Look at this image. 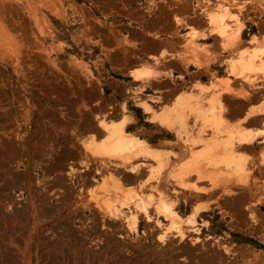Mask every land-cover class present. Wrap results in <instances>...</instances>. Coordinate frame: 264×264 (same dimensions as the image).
Returning <instances> with one entry per match:
<instances>
[{
  "label": "rangeland",
  "instance_id": "1",
  "mask_svg": "<svg viewBox=\"0 0 264 264\" xmlns=\"http://www.w3.org/2000/svg\"><path fill=\"white\" fill-rule=\"evenodd\" d=\"M257 1V4L261 8H264V0ZM224 5H226L230 11L229 14L225 16L227 27L229 29L233 27L237 28L238 26L242 27V21L240 19V16L238 14H235L233 11L243 10L244 8H247V1L244 0H0V222L3 223L1 219V214H4L6 216V226H12L10 227V229H4L5 231L3 230L2 233L7 239L4 243L5 246H7V251L9 252V254L13 256L17 254L16 260L14 259L16 264H39V257L37 256L41 255V249L45 248L44 250H46V246H49L48 248L52 247V243H49V245L48 241L50 239L51 241L49 242H52V239L55 237V233L53 232V224L57 222L58 219L60 224L64 221V217L69 218L70 216L69 220L68 218H65V220L69 222H73V220H76L74 225L78 226L77 219L79 218L80 213L78 214V212H75V214L73 215V213L71 212L73 207L83 208V205H77L78 201L76 204L73 205H64V208L61 207L60 211L57 210L56 212H43L44 216L41 219L35 221L31 220L29 214L32 213V210L36 214L41 212H39L38 209L35 208V205L33 206L32 210L30 207L29 209L27 207L25 211L23 206L28 205L33 200L32 191H37L36 193H38L37 195H39L38 197L41 199H47L48 197L49 204L58 203L60 199L58 196L59 190L61 193L63 192V189L59 188H50L52 190L46 189V187L49 188V186L47 185L50 184L49 181L51 182V178L53 177L54 180V178L59 176L57 175L59 174V171H55V174L50 171H48L47 173L46 168H50L53 164H55L56 160H58L60 154L59 152H61V148H59V140L65 138V135L62 136L64 131H59V118L69 119L72 116L71 101H73L74 99H78L79 95L81 98L84 97L83 99H85L87 98L88 94H94L93 90L95 89H93L92 87L94 86V76L89 65V58L93 57L94 52L99 50L101 42L100 38H102L104 35V20L106 19L103 14L104 8H113L114 12H119L120 8H141L149 13H152L155 8H193L196 13L205 14L206 19H208V21L213 24L212 31L220 36L219 32L216 30V28H214L216 27V23L211 20V15L215 14L216 11L225 7ZM176 20L181 21V19L179 18H176ZM197 36H199L198 31L194 28H191V32L188 33V40L190 39V41H188V45L193 53L199 49V46L194 42V38H196ZM221 38L223 37L221 36ZM253 42L256 43L253 52L258 53L257 56H255V60L257 62L256 64L260 63L262 65H256L254 69L245 70L247 72H244V74L259 72L264 74V39L262 41V44H258L259 40L255 36ZM233 43L225 40L222 42V48L225 50V52L227 50L231 52L230 50L232 48ZM202 50L206 52L210 57L209 50H207L206 48H203ZM246 52L248 51L246 50ZM228 61L231 63V58H229ZM141 71L137 72V76H147ZM239 74L244 75L243 72ZM243 78L250 85H256L259 80L257 76H243ZM261 79L264 81V75ZM229 83L230 88L228 91H225L222 86L211 87L205 85V88H203L202 90L200 89V92L198 94L193 95V102L200 103L203 101L207 107H204L203 105L199 104L189 109L190 111L195 112L198 118H200L202 122L201 133H204L205 130L210 129L212 131V134L209 137L202 136L203 139L197 142L195 140H190L189 142L192 145H200L201 143H203L201 144V146L204 147V145H206L209 141H215L216 145H220V149L217 148V151L219 152L221 151V149L223 150L222 152L228 150L232 151L233 149V151H235V155L241 157L244 156L245 161L243 162V165L245 167L242 165V167L239 168V166L235 164H233L235 166H227L223 161L220 162L217 166L208 165L205 160L200 159V162L201 160H203L202 164L200 165L202 167H205V171L209 170L206 174L207 176L204 175L205 178L204 176L201 177L203 181L201 179L200 181L198 177L196 181L191 182L189 181L191 178H196V176H198H193L195 172H192V176L190 174L191 177L188 176L189 178H185L187 180L184 181L187 183V185H189V187L191 185L194 190L203 191L204 194L202 196H196L197 201L194 204L191 203L187 208L182 207V209L179 210L180 215L186 217L188 213L191 212V210H194V208H197L202 205H207L208 209H206L207 211L196 216V221L193 222L194 225L196 224L195 226H184L187 232H190H188L189 235L191 234L193 236H198V242L195 241V243H198L197 245H199L200 247L196 246V244H192L195 247H192L193 253H184V256H181L180 254L178 255V253H172L174 255L172 257L174 259L178 258L182 264H214L215 262H221L218 264H264V163L261 162V157L264 154V147L260 148V151L259 153H257V157L253 162V167L255 166L256 168L254 172L252 167H247V157L245 155H238L234 148L235 142H247V140L245 139L248 138H250L249 141H252L253 139L258 138L260 135H263L261 138V140L263 141H256V144L264 142V122L260 125V127L262 128L256 131L244 130L241 127L234 128L227 125V123L222 117L223 108L220 104L222 102V93L230 92L234 95H242V93H245L249 95L246 90L235 91L231 87L230 80ZM89 90H91L90 93H88ZM181 105L183 104L178 103L177 108H174L173 111L178 108H181L180 111H184V109L182 108L183 106ZM85 107L86 105L83 103V101H81V108L76 109L75 111V114H77L78 112L80 113L79 117L81 122H83V118H85L84 112L88 110ZM252 110L264 113V100L260 106L251 109V111ZM211 113H215V115H211ZM103 124H105L104 121L101 122V125L104 128ZM238 130H240V133H245L243 136L247 137L242 140H239L241 136L240 134L238 135ZM182 131L185 133L187 132L182 128V125L179 123V133H182ZM197 136H201V134ZM214 138H216L217 140ZM92 140H95L93 136H85L80 139L79 145L81 146L80 151L83 154V162L80 161L79 166H76V168L74 167L76 173L71 172L69 175H66L64 173L66 179L68 180H66V182L71 181V183H75L73 184V195H76L78 193L77 191H79L80 185L85 186L83 181L91 180L94 185L91 186L93 188H90L89 190L93 189L94 192L88 190V193L93 194V196L89 195L92 196L90 197L91 199L93 197L95 198V200H93L94 198L92 199L93 202L98 200L104 203L107 198L110 199L113 195L115 196V198L117 196V199L119 197V199L121 200L124 197V195H121L120 198L121 192H125L131 189H140V185L142 183L146 181H151L150 177H147L144 182H141L139 185H135L136 179L130 181L131 183L127 179L125 181V178H122V176L120 175L121 173L119 174V170L116 171L120 175L117 177L116 175L118 174H114L113 172H115L114 169L120 167L117 166V161L108 157H104L108 161L109 159L111 160V162L108 163L109 165L105 164L106 167H104V164L102 165L103 167L99 166L98 164V166H90L88 164V166L90 167L85 168L86 170H81L86 171L87 173H78L77 171L80 170L81 166L84 168L83 165L88 162L86 157L94 153L86 147V143L91 142ZM8 145L9 147H11L12 145V149L9 148ZM8 149H10V151ZM191 152L196 154L200 152V150L196 151L195 149H193L191 150ZM99 158L101 161V157ZM138 158L139 160H142L143 158H147V156H142V159L141 157ZM138 158L136 160H138ZM81 163L84 164L82 165ZM149 167L151 170L150 173H152L154 169L152 164H145L144 166V168ZM215 167H217V169ZM6 168H10L9 170L12 173H15L11 174L9 170L6 171ZM179 169L180 163L177 164L174 169L172 168L173 173L178 174L177 171H179ZM17 170H21L19 174ZM71 170H74L73 167L71 168ZM87 170H90V174ZM111 170H113V172ZM95 171H98L100 173ZM30 172L34 175V178L32 175H30ZM21 173H25V175L29 176H21L18 178L20 180L16 182L17 177L15 176H20ZM81 173L86 174L83 175ZM79 174L83 175L85 179H83V177L78 178L79 176H81ZM108 174H110L111 176ZM212 174L213 176H210ZM111 177L113 178V180ZM14 178H16V180H14ZM25 178L26 180H24ZM77 178L79 180H77ZM173 178L175 179V177ZM8 180L10 182H8ZM80 180L82 181V184L80 183ZM115 180H117L116 182L120 181V185L122 183L121 190L117 186L116 188H118L119 190L113 188L116 185L114 182ZM12 181H15L16 183L21 182L19 183L20 186L19 184H16ZM34 181L38 185L37 187L36 184H34ZM108 181H110V185H108ZM175 181L179 186H181L178 179H175ZM208 182H211L210 185H208ZM6 183L7 185H5ZM11 183L16 186L12 187L13 185ZM40 184L41 186H39ZM43 184H46V187ZM248 184L251 185V190L249 194L250 197H246L245 199L241 198L243 200L242 203L237 206V208H234L232 210L219 203L216 195L213 196L217 188H221L222 191L220 192H226V195H237L239 191H243L240 192L238 196H246V190H242L241 187L246 186ZM23 185H25V187L27 186L28 188H25ZM105 185L108 186L106 187ZM108 187L111 190L114 189L112 191V194L111 191H109ZM201 187L207 188L206 190L208 191L210 190L211 196L209 198L206 199L209 192L206 193V190ZM4 188L7 189H5L6 192H4ZM224 188L230 190L229 193H227V190L224 191ZM82 189H85L83 190V193H86V187H83ZM123 189L125 190L122 191ZM46 190H48V193ZM148 190L149 189L144 188L143 193L146 194ZM107 191L109 192V194H111V197L109 194H107L109 196L105 198V193H107ZM114 191H120L118 192L120 194L115 192V195ZM49 192L51 194H49ZM4 193L7 195H11L12 198L10 196V198H8L7 195L4 197ZM94 193H96V195ZM47 194L50 196H48ZM62 194H66V190ZM45 195L47 196L45 197ZM16 196L18 198L21 197L24 199H16ZM100 196H102V198L105 196V199H103L104 201L100 200L102 199ZM200 197L205 200L203 203L199 201V199H201ZM25 198L29 199L26 200ZM113 198L114 197L111 198L112 204L110 203V205H115L120 202L119 199L118 201L117 199ZM9 199H13V203H11V200ZM16 200L17 202L20 201L24 204L22 206L23 213L16 216L19 219L15 218L13 211H10L6 208V204L15 205L17 203ZM110 201L111 200L107 202ZM2 208H6V212L4 211L5 209L2 210ZM25 213H27L28 215H25ZM94 213H96L94 212V210L89 211V215L92 214L91 218H93V216H96ZM85 214H88V210L85 212ZM221 215L229 219L228 223L224 220L223 217L220 218ZM17 220L20 221L18 222ZM163 221L167 222L164 219ZM12 222L15 223V225ZM2 223L0 224V232L3 228ZM38 223L43 224L40 225ZM50 226L52 230L50 229ZM138 229L139 231L143 229L142 221L139 222ZM59 230H61L60 227ZM42 231L44 232L43 237H45L47 242L43 241L42 239H39V236L35 237L36 235H34V232L35 234L37 232V235H39L40 233H42ZM22 232H25V234L22 235ZM47 233L48 235H46ZM199 239L202 241H199ZM59 240L60 241L56 244L57 253L55 252V254H58V256L56 255L57 264H112V260L115 261V259L116 261L113 264H116L117 262L119 264H136L137 262V264H141L142 261H144V263L142 264H168L171 262V259L169 258V253H167V257L154 256L152 257L153 259L149 257L148 260L145 259V255H142V257H140L135 256V254H132L129 256L131 259L129 258V261L126 262L121 259V257L116 258L114 256V258H111V251H106L105 253H100L99 251L97 252V247L89 246L90 248H83V251L84 249L85 251H88H86V253H83V251L81 250V246L78 245L77 240L76 238H74V236L72 238L69 237V239L59 238ZM186 240L187 242L189 241L187 238ZM200 242L203 245L200 244ZM203 242H205V245ZM9 246H11V248H9ZM66 247L67 249H65ZM194 250L198 251L199 253L195 252ZM205 250L206 252L208 251L207 253H205H209V256L205 255ZM81 251L83 254L81 253ZM94 252L97 255H94ZM213 252L218 254L214 255ZM42 253L43 255H45V251H43ZM197 254L199 256H195ZM200 254L204 255V257H206V260L205 258L203 259V256H200ZM143 256L145 258H143ZM207 256L210 257V259H213L210 260L209 258H207ZM218 256L220 257L217 259L216 257ZM138 259H140V261ZM207 259L209 261H207ZM212 260L214 261L213 263ZM228 260H230L231 262L229 261L228 263ZM233 260L235 261L232 262Z\"/></svg>",
  "mask_w": 264,
  "mask_h": 264
},
{
  "label": "crops",
  "instance_id": "2",
  "mask_svg": "<svg viewBox=\"0 0 264 264\" xmlns=\"http://www.w3.org/2000/svg\"><path fill=\"white\" fill-rule=\"evenodd\" d=\"M244 1H247V8L233 11L240 16L242 27L239 38L232 44L231 52L229 50L225 52L222 48L223 40L212 31L213 24L206 19L205 14L196 13L193 8H155L152 13L141 8H120L119 12H114L113 8H104L103 14L106 18L104 35L100 38L99 50L89 58V65L94 76V86H92L95 89L94 94H88L85 99L79 95L78 99L71 101L72 116L69 119L59 118V131H64L62 136L65 135V138L59 140V148H62L59 152L61 156L59 155L57 162L49 168L52 169L50 172L55 174L58 169L59 172L65 173L69 169L68 166H79L83 159L79 145L80 139L93 136L96 141L103 140L108 132L102 127L101 122L111 124L123 120L124 129L127 132L144 139L153 148L168 153L167 172L171 171L184 156L190 154L191 150L202 149L201 145L197 148V145L189 142L191 137L194 138L199 134L209 137L212 131L207 129L201 133L202 122L195 112L190 111L188 103L182 107L185 114L186 133L183 131L179 133L178 121L164 123L163 116L177 108L182 96L185 97L189 93L198 94L200 92L198 84L210 86L211 82L218 78L230 80L231 87L235 91L246 90L249 93V95L246 94L247 96L234 95L230 92L222 93L221 101L225 106L222 117L227 125L251 131L261 129L264 113L256 111L251 113V109L260 106L264 100V81L261 79L264 74L260 72L234 74L231 63L228 61L229 58L233 60L245 55L246 50L251 53L256 44L253 42L255 36L259 40L258 44H262L264 39V8L257 4V0ZM176 18L181 21H177ZM191 28L199 33V36L194 38L199 49L194 53L188 45L190 41L188 33L191 32ZM203 48L209 50L210 57L202 50ZM147 67L154 69H152L151 76H137L138 71L145 70ZM243 76H257L259 80L256 85H250ZM90 92L91 90L88 93ZM81 101L88 109L84 112L83 122L80 121V113L75 114L76 109L81 108ZM143 103L149 105L151 110H146ZM199 104L207 107L203 101L200 103L191 101L189 106L194 107ZM169 116L167 119L174 118L172 116L169 118ZM262 136L252 141L234 143L236 153L247 157V167H252L253 172L256 169L255 166L253 167V162L260 148L264 147V142L256 144V141H263ZM177 154H180L178 159H176ZM86 159L90 166L97 165L100 161L99 157L91 155H88ZM143 160L150 164L154 162L152 166L155 167L156 161L153 159L148 157ZM49 169H46L47 173ZM144 169L141 171L145 174L142 172L138 174L135 185H139L149 177L151 170ZM163 171L165 174L166 169ZM53 181H57L56 184L55 182L53 184ZM189 181H195L194 177ZM83 183L88 184V186L85 185L86 187L94 185L89 180ZM64 184L68 187L67 183ZM64 184L61 185L59 180H52L50 187L54 188L56 185V188L62 189ZM150 184L154 185L156 181L147 182L145 188L148 189ZM166 185L170 191L179 189L175 180H168ZM241 188L246 190V196L238 197V194L243 191H239L237 197L236 194L226 195L219 191L221 188L216 189L215 195L223 206L229 209L237 208L243 201L241 198L250 197L251 185L248 184ZM210 196L211 192L208 193L206 199ZM200 198L199 201L203 203L205 200ZM187 200L189 204L197 201L196 196L192 194ZM77 201L72 200L70 205L76 204ZM77 205H83V201L79 200ZM205 211L207 210L203 212ZM222 217L221 215L220 218ZM223 218L228 223L229 219ZM21 234L24 235L25 232Z\"/></svg>",
  "mask_w": 264,
  "mask_h": 264
},
{
  "label": "bare ground",
  "instance_id": "3",
  "mask_svg": "<svg viewBox=\"0 0 264 264\" xmlns=\"http://www.w3.org/2000/svg\"><path fill=\"white\" fill-rule=\"evenodd\" d=\"M225 7L221 8L220 10L216 11L215 14L211 15V20H213L215 23H216V30L219 32L220 34V37L222 36L223 38V41L227 40V41H230V42H234L236 39L239 38V34H240V30H241V26H238L237 28H231L229 29L227 27V22L225 21V16L227 14H229V9L227 8L226 5H224ZM241 19V18H240ZM240 21V20H239ZM225 38V39H224ZM239 41V40H238ZM255 41V40H254ZM261 49V48H260ZM257 52H253L252 50V53H248L246 52L245 55H242L240 58L238 59H233L232 62H231V69L232 71L234 72V74H238V73H241L243 72H247L245 70H251V69H254L256 65H262V64H256V60H255V56H257ZM264 66V64H263ZM153 69V68H152ZM151 68H145V70H142L141 72L144 73L145 75H150L152 73V70ZM154 70V69H153ZM151 76V75H150ZM229 80L228 79H223V78H218L217 80H214V82H212L210 84L211 87H214V86H217V87H223L225 91H228L229 88H230V85H229ZM199 88L202 90L203 88H205V85L204 84H198ZM193 95L194 94H191L189 93L187 96H182L180 99H179V102L178 103H181L183 105L181 106H186V104L188 103V107H190L191 109V105L189 106V103L193 100ZM243 95H246L245 93H242V95L240 96H243ZM222 108H224L225 106L222 104V102L220 103ZM178 105V104H177ZM144 107L145 109H151V107L147 104L144 103ZM179 107V106H178ZM181 108H178L176 110H171L170 113L167 112L164 116H163V119L162 120L164 123H172V122H176L178 121L181 125H182V128L187 131L186 129V122H185V114H184V111H180ZM188 109V108H187ZM193 110V109H192ZM253 111V110H252ZM251 111V113H252ZM1 112V111H0ZM171 114L172 119H167V117ZM211 115H215L211 113ZM169 116V118L171 117ZM4 120V118H3ZM2 120V121H3ZM161 120V119H160ZM124 120L121 121V122H118V123H111V124H103L104 128L107 129V136L104 140L102 141H99V142H96L95 140H92L91 142H87L86 143V147L90 149V151H93L94 153H92L91 155L93 157H101V161L98 162L97 160V164L99 166H102L104 164V167L105 164H108L111 162L110 159H114L115 161H117V166H119L120 168H117V169H114L115 172H113V170H111L114 174H118L116 171L119 170V174L122 176V178H125V181L126 179H128V181H132V180H135V179H138L137 177L140 175L139 173L143 171L144 166L145 164H150V163H146L145 160L142 159V156H147L150 157V159H153L154 161H156V164H155V167L152 171V173H150L151 175H149L150 179L151 180H155L156 181V184L154 185H151L149 186V190L146 194L143 193V190L147 184V181L142 183L140 186L141 188L140 189H131V190H128V191H125V192H116L114 191V194L116 195V193L120 194V198H121V195H124V197L120 200L119 197L118 199L120 200L119 203L115 204V205H110V203L112 204V197H114L113 199H117V196L115 198V196L113 195L111 197V194L113 193L112 191L114 190H111L109 189V191H111V194H109V192L107 191L106 194V197L110 195V199L107 198L106 200L109 201L111 200L110 202H107L106 200L104 201L103 199H105L104 197L102 198V196H100L102 199L100 200H103L104 203L102 201H94L95 198L92 200L90 197L93 196V194H89L88 192L91 191V192H94V190H89L90 188H93L91 186H89V188H87L86 186H79V191H76L78 192L76 195H73L72 193V190L74 188V185L75 183H71V181L69 182H66V175H69L71 172L72 173H76L75 172V168L74 166L73 169L74 170H71V166L68 168V171H65V174L62 173L61 171V174L59 172V179L57 178H54V180H59V182L61 183V185H63L64 183H68V187L63 186V192L66 190V194H62L59 190V200H60V204H59V201L58 203L56 204H49V200H48V197L47 199H41L39 198L37 195L38 193H36L37 191H32L33 192V200L31 201V203H29L28 205H24L22 202H17L16 200V204L13 205V204H9L7 205L6 204V208L9 209L10 211H13V214L15 216V218H18L16 217L17 215L23 213V207H24V211L27 209H29V207L31 208V210L33 209V206L35 205V208L38 209L39 212L41 213H34L33 210H32V213L29 214V217L31 218L32 221H35V220H39L41 219L43 216H44V213L43 212H49V211H54L56 212L57 210L60 211L59 209V206L64 208V205H70V203L73 201H83V208L82 209H79V208H76V207H73L72 208V213L73 215L75 214V212H78L79 214V218L77 219L78 221V226L77 225H74L76 220L74 221L73 219V222H69L67 220H65V218H68V217H64V221L61 222L60 220V224H59V219L57 222H55L53 224V233L54 234V238L52 239V242H49L51 241L49 239L48 241V244L49 243H52V247L48 248L49 246H46V250L44 249H41V255L40 256H37L39 257V264H57V256L58 254H55V252L57 253V246L56 244L60 241V239H69L72 238L74 236V238H76L77 240V243L78 245L81 246V250L83 251V248L87 249L89 246L90 247H97V252L99 251L100 253H105L106 251H111V258L114 256L117 258V257H121V259H123L124 261L128 262L129 261V256L130 255H134L135 256H140L142 257V255H145V257L143 256V258H145L146 260L149 259V257H157V256H162V257H167V253L170 254L169 258L171 259L170 263L168 264H182L181 261L177 258V259H174L172 256H174L172 253L174 254H177L178 255L180 254L181 256H184L183 254L184 253H191L193 251V248L194 247L192 244H196V246H199L197 245L198 243H195V241H197L198 239V236H193V235H189L187 230L185 229L184 226H195L193 222L196 221V216L198 214H201V212H203L204 210L208 209V206L206 205H202V206H199L197 208H194V210H191L190 213H188V215L186 217H183L182 215H180L179 213V210L182 209V207L184 208H187L190 204L188 202V196H190L191 194L194 196H200V195H203L204 192L203 191H197V190H194L191 185L189 187V185H187V183L184 181V180H187L185 179L186 177L189 178L192 176V174L195 172V174L193 176H196V179L199 177V180L201 179L202 176L206 175L208 173V171L206 170L205 171V167H202L200 164H202L203 160H205L207 162L208 165H214V166H217L219 165L220 162H224L227 166L229 165H238L239 168L242 167L243 165V162L245 161V158L244 156L241 157V156H237L235 155V151H224L222 152L223 150L221 149V151H217V148L220 147V145H216V142L215 141H209L206 145H204V147H202V149L200 150V152L198 153H192L190 152L189 155H186L184 156V158H182L180 160V169L179 171H177L178 174H174L173 173V170L167 172V169H168V162H169V157H168V153L167 152H164L163 150H159V149H155L153 148L152 146H150L144 139H141L139 138L138 136H136L135 134L133 133H129L127 132L125 129H124ZM2 127V126H1ZM5 127V126H4ZM3 132V131H1ZM238 135L240 134V138L239 140H242L244 139L245 137L247 136H243L245 133L241 132L240 133V130L237 131ZM101 138V137H100ZM192 139L191 140H195L196 142L203 139L202 136H196V137H191ZM187 139H189L187 137ZM216 139V138H214ZM213 139V140H214ZM210 140V139H209ZM217 140V139H216ZM247 141L250 140V138L248 139H245ZM9 142V141H8ZM183 142V141H182ZM184 142H186L184 140ZM203 142V141H202ZM222 142V141H221ZM4 143V142H2ZM1 143V144H2ZM10 143V142H9ZM189 143V142H188ZM200 144V143H198ZM203 144V143H201ZM200 144V145H201ZM221 144V143H220ZM10 145V144H9ZM8 145V147H9ZM187 145V144H186ZM194 145V144H193ZM1 146V145H0ZM196 146V144H195ZM194 146V147H195ZM229 146V145H228ZM227 146V147H228ZM12 147V145H11ZM9 147V148H11ZM193 147V148H194ZM197 148H198V145H197ZM229 148V147H228ZM7 149V148H6ZM12 149V148H11ZM62 149V148H61ZM220 149V148H219ZM218 149V150H219ZM10 151V149H8ZM66 150V149H65ZM68 151V150H67ZM66 151V152H67ZM198 151V150H197ZM8 152V151H7ZM6 152V153H7ZM32 152V151H31ZM64 152V150L62 151ZM71 152V151H70ZM69 152V153H70ZM222 152V154H221ZM44 153V152H43ZM5 155V154H4ZM60 155V154H59ZM66 155V154H65ZM68 155V154H67ZM2 156V155H1ZM14 156V155H13ZM61 156V155H60ZM180 156V154H177L176 156V159H178V157ZM85 157V156H84ZM104 157H108L110 158L109 161L104 158ZM138 157H141L142 160H139ZM138 158V160H136ZM59 159V158H58ZM64 159V157H63ZM89 159V158H88ZM200 159H203L201 160L200 162ZM18 160V159H17ZM100 160V159H99ZM147 160V159H146ZM153 160H151V162H153ZM65 161V160H64ZM82 161V160H81ZM57 162V161H56ZM66 162V161H65ZM83 162V161H82ZM150 162V161H149ZM261 162L264 163V154L263 156L261 157ZM154 163V162H153ZM151 163V164H153ZM205 163V162H204ZM61 164V163H59ZM66 164V163H64ZM82 164V163H81ZM84 164V163H83ZM82 164V165H83ZM88 164L90 165V163L86 162V164H84V168L81 166L80 170L77 171L78 173L79 172H86V171H81L85 168H88ZM92 164V163H91ZM63 165V164H62ZM97 165V166H98ZM109 165V164H108ZM107 165V166H108ZM114 165V164H112ZM204 165V164H203ZM207 165V166H208ZM233 165V166H235ZM65 166V165H64ZM96 166V167H97ZM150 166V165H149ZM201 166V167H200ZM213 166V168H214ZM244 166V165H243ZM8 167V166H7ZM12 167V166H11ZM10 167V168H11ZM25 167H28V166H25ZM30 167V166H29ZM90 167V166H89ZM103 167V166H102ZM110 167V166H109ZM209 167V166H208ZM245 167V166H244ZM9 168V169H10ZM48 168V167H47ZM46 168V169H47ZM56 167H54L55 169ZM101 168V167H100ZM124 168V169H123ZM143 168V169H142ZM212 168V166H211ZM217 169V167H215ZM6 168V171L9 170ZM12 169V168H11ZM16 169V168H15ZM18 169V168H17ZM27 169V168H26ZM49 169V168H48ZM57 169V168H56ZM102 169V168H101ZM150 169V167L148 168V170ZM164 169H166V172L164 174ZM208 169V168H206ZM31 170V169H30ZM52 170V169H49V171ZM58 170V169H57ZM56 170V171H57ZM86 170V169H85ZM91 170V169H90ZM90 170H87L89 171V174H90ZM145 170V169H144ZM213 170V169H212ZM215 170V169H214ZM13 171V170H12ZM18 171V170H17ZM21 171V170H20ZM20 171H18V174L20 173ZM28 171V170H27ZM48 171V170H47ZM59 171V170H58ZM99 171V170H98ZM98 171H95V172H98ZM9 172L11 174H14L15 172H11L9 170ZM149 172V171H148ZM147 172V173H148ZM193 172V173H192ZM215 172V171H214ZM27 173V172H26ZM77 173V174H78ZM87 173V172H86ZM85 173V174H86ZM100 173V172H98ZM104 173V172H103ZM192 173V174H191ZM22 174V173H21ZM20 174V176H15L17 177V181L18 182L20 179H18L19 177H21L22 175ZM83 175H85L84 173H81ZM79 174V175H81ZM87 174V175H89ZM96 174V173H95ZM111 174V172H110ZM108 174V175H110ZM116 175L117 177L120 176V175ZM139 174V175H138ZM145 174V173H143ZM191 174V176H190ZM30 175L33 176L34 178V175L31 174L30 172ZM56 175V176H57ZM83 175L79 176L78 178H82ZM107 175V174H106ZM113 175V174H112ZM8 176V175H7ZM29 176V175H26V177ZM31 176V177H32ZM74 176V175H73ZM78 176V175H77ZM96 176V175H95ZM111 176V175H110ZM189 176V177H188ZM207 176V175H206ZM210 176H213L210 175ZM210 176H209V179H210ZM6 177V176H5ZM13 177V176H12ZM24 177H25V173H24ZM23 177V178H24ZM55 177V176H54ZM68 177V176H67ZM89 177V176H88ZM87 177V178H88ZM173 177H175V179H178L179 182H180V185L178 188L179 189H173V190H169V188L167 187L166 185V182L168 180H175ZM22 178V179H23ZM77 178V180H79ZM109 178V177H108ZM112 178V177H111ZM122 178H116V179H122ZM205 178V176H204ZM203 178V179H204ZM212 178V177H211ZM21 179V180H22ZM28 179V178H27ZM73 179V178H72ZM83 179H85L83 177ZM93 179V178H92ZM195 177H194V180L196 181ZM207 179V177H206ZM205 179V180H206ZM208 179V181H209ZM217 179V178H215ZM14 180H16V178H14ZM26 180V178L24 179ZM34 180V179H33ZM53 180V177L51 178V181ZM110 180V179H109ZM113 180V178H112ZM124 180V179H123ZM122 180V182H123ZM193 180V179H192ZM202 180V179H201ZM200 180V181H201ZM36 181V180H35ZM34 181V184H36V182ZM46 181H49V180H46ZM68 181V180H67ZM75 181V180H74ZM81 181V180H80ZM91 182V180H89ZM94 181V180H93ZM117 180H115V187L113 188H116L119 187V189L121 190L122 188V183L121 185L119 184V182H116ZM124 181V182H125ZM177 181V180H176ZM203 181V180H202ZM216 181V180H215ZM2 182V181H1ZM7 182V181H5ZM8 182H10L8 180ZM12 182H15V181H12ZM15 182V183H16ZM27 182V181H26ZM55 181H53L52 183L54 184ZM57 182V181H56ZM55 182V184H56ZM73 182V181H72ZM84 182V181H83ZM110 181H108V185H110L109 183ZM198 182V181H197ZM4 183V182H3ZM21 183V182H19ZM19 183H16V184H19ZM29 183V182H28ZM50 183V181H49ZM82 184V181L80 182ZM79 183V184H80ZM107 183V182H106ZM118 183V184H117ZM131 183V182H130ZM201 183V182H200ZM210 185L211 182H208ZM218 183V182H217ZM12 184V183H11ZM48 184V183H47ZM77 184V183H76ZM87 184V183H86ZM84 184V185H86ZM125 184V183H123ZM133 184V183H132ZM193 184V183H192ZM1 185V184H0ZM7 185V183L5 184ZM14 186V184H12ZM44 186L46 184H43ZM107 185V186H108ZM198 185V184H197ZM207 185V186H208ZM20 186V184H19ZM25 187V185H23ZM38 185L36 184V187ZM41 186V184L39 185ZM47 186H51L50 184L47 185ZM56 186V185H55ZM54 186V188H56ZM88 186V184H87ZM106 186V185H105ZM103 186V187H105ZM106 186V187H107ZM203 186V185H202ZM18 187V186H17ZM46 187V186H45ZM61 187V186H60ZM70 187V188H69ZM78 187V186H77ZM83 187H86V193H83V190L85 189H82ZM212 187V186H211ZM228 187V186H227ZM20 188V187H19ZM25 188H28L27 186ZM24 188V189H25ZM51 188V187H50ZM48 187H46V189H50ZM72 188V189H71ZM203 188V187H201ZM200 188V189H201ZM230 188V187H229ZM6 188H4L5 190ZM9 189H10V186H9ZM12 189V188H11ZM45 189V188H44ZM65 189V190H64ZM118 189V188H116ZM118 189V190H119ZM146 189V188H145ZM203 189H207V188H203ZM219 189V188H218ZM7 190V189H6ZM6 190L4 192H6ZM52 190V189H50ZM89 190V191H88ZM106 190V189H105ZM125 189H123L122 191H124ZM227 190L229 193L230 190H228L227 188L225 189L224 188V191ZM47 193H48V190H46ZM54 191V190H53ZM218 191V190H217ZM219 191H222L221 189ZM3 192V191H2ZM15 192V191H14ZM116 192V193H115ZM207 192H210V190H206V193ZM9 193V192H8ZM12 193V192H11ZM21 193V192H20ZM226 193V192H225ZM40 194V192H39ZM49 194H51L49 192ZM83 194V196H82ZM96 195V193H94ZM109 194V195H107ZM7 194L4 193V197L6 196ZM48 195V194H47ZM45 195V197L47 196ZM89 195H92V196H89ZM94 195V196H95ZM100 195V194H98ZM207 195V194H206ZM215 195V193L213 194V196ZM235 195V194H234ZM3 196V195H2ZM8 198L11 197V195H7ZM10 196V197H9ZM13 196V194H12ZM15 196V195H14ZM43 196V195H41ZM50 196V195H48ZM54 196V195H53ZM17 197V196H16ZM15 197V198H16ZM25 197V196H24ZM29 197V196H28ZM44 197V198H45ZM96 197V196H95ZM99 197V196H98ZM237 197V195H236ZM239 197V196H238ZM12 198V197H11ZM21 198V197H20ZM16 198V199H24V198ZM187 198V199H186ZM228 197H226L227 199ZM7 199V197H6ZM26 199V198H25ZM29 199V198H28ZM26 199V200H28ZM82 199V200H81ZM117 199V200H118ZM185 201H183V200ZM230 199V198H229ZM232 199V197H231ZM230 199V200H231ZM2 200V199H1ZM11 200V199H9ZM13 200V199H12ZM12 200L10 201L11 203ZM25 200V201H26ZM56 200V199H55ZM118 200V201H119ZM225 201V199H223ZM229 200V201H230ZM235 200V198L233 199ZM7 201V200H5ZM23 201V200H22ZM57 201V200H56ZM227 201V200H226ZM228 201V203H229ZM3 202V201H2ZM15 202V201H14ZM114 202V201H113ZM4 203V202H3ZM2 203V204H3ZM19 203V204H18ZM63 203V205H62ZM115 203V202H114ZM227 203V204H228ZM239 204V203H238ZM13 205V206H12ZM24 205V206H23ZM230 205H231V202H230ZM1 206V204H0ZM5 206V205H4ZM23 206V207H22ZM69 207V206H68ZM6 208H2L5 209L4 211L6 212ZM231 209H234L233 207ZM1 210V209H0ZM88 210V214H85V212ZM94 210V213L96 216H93V218H91V215H89V211H92ZM185 210V209H184ZM29 211V210H28ZM63 212V211H61ZM68 213V212H67ZM6 214V213H5ZM27 213H25L26 215ZM46 214V213H45ZM60 214V213H59ZM77 214V216H78ZM10 215V214H8ZM28 215V214H27ZM65 215H68V214H65ZM70 215V214H69ZM24 216V215H23ZM89 216V217H88ZM63 217V216H62ZM14 218V217H13ZM24 218V217H23ZM26 218V217H25ZM70 218V216H69ZM68 218V220H69ZM73 218V217H72ZM76 218V217H74ZM1 219L3 221L0 222V224L2 223L3 225V228L0 232V264H16L15 263V260H16V257H17V254H15L14 256L9 254V252L7 251V246H5V240L6 237L5 235L2 233L4 229H10V226L7 227L6 226V222H5V219H6V216L3 214H1ZM11 219V218H10ZM19 219V218H18ZM22 219V217H21ZM166 220L167 222L163 221ZM8 220V219H7ZM27 220V219H26ZM11 221V220H10ZM18 221V220H17ZM16 221V223H17ZM20 221V220H19ZM18 221V222H19ZM23 221V220H22ZM54 221V220H53ZM142 221L143 222V229H141V231H139L138 229V225H139V222ZM9 222V221H7ZM28 222V221H27ZM30 222V220H29ZM49 222V221H48ZM13 223V222H12ZM10 223V224H12ZM32 223V222H31ZM187 223V224H186ZM15 225V223H13ZM21 224V223H20ZM40 225H42L43 223H38ZM45 224V223H44ZM50 224H51V221H50ZM13 225V226H14ZM17 225V224H16ZM39 226V225H37ZM52 226V225H51ZM51 226H50V229H51ZM16 227V226H15ZM45 227V226H44ZM59 227L61 228V230H59ZM17 228V227H16ZM47 228V227H46ZM190 228V227H189ZM198 228V227H197ZM12 229V228H11ZM21 229V228H20ZM35 229H36V226H35ZM43 229V228H41ZM188 229V228H187ZM52 230V229H51ZM50 230V231H51ZM121 230V231H120ZM5 231V230H4ZM13 231V230H12ZM38 231V230H37ZM40 231V230H39ZM48 231V230H47ZM7 232V231H6ZM41 232V231H40ZM39 233V232H38ZM44 232L42 231V233H40L39 235H37V232L35 234L34 232V235H36L35 237L39 236L40 238L39 239H42L43 241H46L45 237H43V234ZM190 233V232H189ZM52 234V235H53ZM48 235V233L46 234ZM45 235V236H46ZM193 236V237H191ZM34 237V238H35ZM186 238L189 240L187 242ZM26 239V238H25ZM13 240V239H12ZM36 240V239H34ZM74 240V239H73ZM72 240V241H73ZM16 241V240H15ZM69 241V240H68ZM199 241H202L199 239ZM215 241V240H214ZM34 242V241H33ZM47 242V241H46ZM65 242V241H64ZM191 242V243H190ZM198 242V241H197ZM206 242V241H205ZM205 242L204 245H205ZM217 242V241H216ZM8 243V242H7ZM35 243V242H34ZM39 243V241H38ZM63 243V242H62ZM74 243V242H73ZM220 243V242H219ZM20 244V243H19ZM29 244V243H28ZM31 244V243H30ZM37 244V243H36ZM35 244V245H36ZM47 244V243H45ZM200 244H202L200 242ZM50 245V244H49ZM64 245V244H63ZM73 245V244H72ZM75 245V244H74ZM77 245V246H78ZM203 245V244H202ZM38 246V245H37ZM45 246V245H44ZM43 246V247H44ZM71 246V245H70ZM79 246V247H80ZM31 247V246H30ZM72 247V246H71ZM87 247V248H86ZM89 247V248H90ZM177 247V248H176ZM200 247V246H199ZM16 248V247H15ZM14 248V249H15ZM28 248V247H26ZM195 248V247H194ZM35 249V248H34ZM39 249V248H37ZM59 249V248H58ZM61 249V248H60ZM67 249V247L65 248ZM70 249V248H69ZM83 251V253H86V251ZM64 250V248H63ZM71 250V249H70ZM69 250V251H70ZM75 250V249H74ZM94 250V248H93ZM92 250V251H93ZM230 250V249H229ZM35 251V250H34ZM43 251H45V255H43ZM68 251V250H66ZM79 251V250H78ZM81 251V253H82ZM176 251V252H175ZM195 251V250H194ZM203 251V250H202ZM40 252V250H39ZM71 252V251H70ZM88 252V251H87ZM90 252V250H89ZM96 252V250H95ZM94 252V253H95ZM195 252H198V251H195ZM206 252V250L204 251V253ZM208 252V251H207ZM206 252V253H207ZM30 253V252H29ZM79 253V252H78ZM82 253V254H83ZM193 253V252H192ZM199 253V252H198ZM205 255H208L206 254ZM31 254V253H30ZM64 254V253H63ZM69 254V253H68ZM72 254V253H71ZM75 254V253H74ZM91 254V253H90ZM213 254H218V253H214ZM20 255V254H18ZM57 255V256H56ZM61 255V254H59ZM89 255V253H88ZM92 255V254H91ZM94 255H97L96 253ZM109 255V254H108ZM202 254H200L201 256ZM213 255V256H214ZM71 256V255H70ZM99 256V255H98ZM180 256V257H181ZM195 256H199L198 254L195 255ZM194 256V257H195ZM203 259L205 258L206 260V257H204V255H202ZM209 256V255H208ZM210 259V257H208ZM73 257V256H72ZM86 257V256H85ZM97 257V256H96ZM103 257V256H102ZM101 257V258H102ZM110 257V256H109ZM139 257V258H140ZM220 256L216 257L217 259L219 258ZM60 258V257H59ZM75 258V257H74ZM99 258V257H98ZM106 258V257H105ZM138 258V257H137ZM160 258V257H159ZM185 258V257H184ZM191 258V257H190ZM231 258V257H229ZM15 259V260H14ZM19 259V257H18ZM23 259V258H22ZM62 259V258H61ZM70 259V258H69ZM76 259V258H75ZM83 259V258H82ZM97 259V258H96ZM131 259V258H130ZM141 259V258H140ZM140 259H138L140 261ZM153 259V258H152ZM157 259V258H156ZM155 259V260H156ZM199 259V258H198ZM213 259V258H211ZM210 259V260H211ZM233 259V258H232ZM235 259V258H234ZM32 260V259H31ZM37 260V261H38ZM72 260V258H71ZM79 260V259H78ZM106 260V259H105ZM133 260V259H132ZM143 260V259H142ZM141 260V261H142ZM196 260V259H195ZM200 260V259H199ZM21 261V259H20ZM63 261V260H62ZM113 261V262H112ZM112 264L116 261L112 260ZM158 261V260H157ZM164 261V260H163ZM190 261V260H189ZM207 261H209L207 259ZM221 261V260H220ZM230 260H228V263H229ZM235 260H233L232 262H234ZM31 262V261H30ZM92 262V261H91ZM109 262V261H108ZM147 262V261H146ZM159 262V261H158ZM162 262V261H161ZM187 262V261H186ZM211 262V261H210ZM214 261L212 260V263ZM231 262V261H230ZM81 263V262H80ZM118 263V262H117ZM116 263V264H117ZM132 263V262H131ZM136 263V262H134ZM138 263V262H137ZM136 263V264H137ZM144 263V261L141 262V264ZM164 263V262H163ZM184 263V261H183ZM188 263V262H187ZM218 263H221V262H218ZM218 263H214V264H218ZM24 264V263H22ZM83 264V263H82ZM90 264V263H89ZM94 264V263H93ZM103 264V263H102ZM119 264V263H118ZM122 264V263H121ZM159 264V263H158ZM190 264V263H189ZM196 264V263H195ZM202 264V263H201ZM225 264V263H224ZM227 264V263H226Z\"/></svg>",
  "mask_w": 264,
  "mask_h": 264
}]
</instances>
